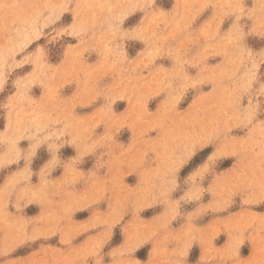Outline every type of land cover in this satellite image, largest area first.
I'll return each instance as SVG.
<instances>
[{
	"label": "rangeland",
	"instance_id": "1",
	"mask_svg": "<svg viewBox=\"0 0 264 264\" xmlns=\"http://www.w3.org/2000/svg\"><path fill=\"white\" fill-rule=\"evenodd\" d=\"M0 264H264V0H0Z\"/></svg>",
	"mask_w": 264,
	"mask_h": 264
}]
</instances>
